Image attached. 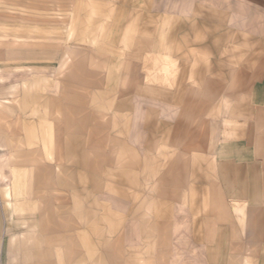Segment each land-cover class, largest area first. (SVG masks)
I'll use <instances>...</instances> for the list:
<instances>
[{"label":"rangeland","instance_id":"374dc122","mask_svg":"<svg viewBox=\"0 0 264 264\" xmlns=\"http://www.w3.org/2000/svg\"><path fill=\"white\" fill-rule=\"evenodd\" d=\"M107 4L92 6L104 13ZM112 5L111 17L95 18L97 25L88 39L92 49L90 44L72 42L66 26L70 18L60 17L54 20L62 26L60 43L52 36L50 41L54 42L45 43L60 49H32L28 56L18 55L0 64V172L15 168L36 180L40 173L37 146L46 147L64 159L66 170L52 181L72 190L60 186L58 192L38 196L52 202L65 198L76 202L66 209L54 205L46 212L53 214L56 226L58 219L68 217L79 228L80 224L90 226L93 240L78 242V251L89 244L94 259L100 261L95 254L100 253L102 243L96 235L103 234L109 237L105 245L110 250L115 246L118 255L128 259L126 264L144 260L197 264V240L210 227L202 208L206 162L195 166V143L212 140L211 127L224 116L222 112L231 100L225 96L228 83L215 88L218 96L204 78H210L205 75L209 69L228 72L223 61L244 57L245 53L242 48H230L226 33H190L184 36L189 40L183 49L179 34L174 38L178 47L171 51L170 80L145 82L144 62L149 57H163L164 51L140 48L150 41L149 34L138 29L148 27L123 24L127 17L147 10H126L117 2ZM126 14L127 19L122 20ZM22 19L17 12L0 14V43L15 44ZM102 21L106 27L101 26ZM127 29L131 32L125 35ZM213 36L216 40L211 45ZM241 37L237 35V46ZM182 61L201 74V81L174 80L180 76ZM158 75L165 77V71ZM235 84L239 87L243 83ZM154 137L159 140L155 146ZM52 176L50 173L49 178ZM31 222V217L26 218V227ZM11 225L9 238L17 240L19 217H13Z\"/></svg>","mask_w":264,"mask_h":264},{"label":"crops","instance_id":"0c3cea01","mask_svg":"<svg viewBox=\"0 0 264 264\" xmlns=\"http://www.w3.org/2000/svg\"><path fill=\"white\" fill-rule=\"evenodd\" d=\"M98 2L108 3L107 11L103 13L92 6ZM114 2L122 3L126 10H147L143 15L127 17L131 23L127 20L123 25L148 27L145 31L138 29V32H147L150 41L148 46L141 44L140 48L164 51L163 57H149L144 62L142 80L145 82L170 80L167 76L173 74L169 68L173 62L171 51L178 47L174 38L179 34L181 49L186 47L185 42L188 45L189 39L184 36L190 33H226L230 48L236 46L244 51V57H228L223 61L228 72L221 74V70L209 69L205 75L209 74L210 78H204L212 83L214 93H217L215 88L223 87L220 83H228L226 91L229 93L225 96L231 100L230 106L221 111L224 116L211 127L212 140L195 143V166L199 161L206 162L202 208L210 227L209 232L200 235L195 252L197 264H264V0H0L1 15L17 12L23 17L15 44L0 43V64L18 55L28 56L32 49H60L57 45H46L55 40L60 43L62 26L54 21L60 17L70 18L66 26L72 42L90 44L89 49H92L88 39L97 25L95 18L111 17L109 8L114 5H109ZM100 24L107 26L103 21ZM128 32L131 30L124 34ZM239 34L242 37L237 46ZM51 36L54 41H50ZM212 39L211 45L216 40L214 36ZM221 62L217 63L221 65ZM189 65L182 61L180 76L174 80L201 81V74L190 70ZM158 66L165 68L157 69ZM162 71L165 77H158ZM236 82L243 84L236 87ZM167 136L166 132L165 140ZM153 140L152 145H157L158 138ZM37 147L40 173L36 174V180L15 168L11 172H0V264H126L128 259L119 256L115 246L110 250V246L105 245L109 237L103 234L96 235L102 243L100 253L95 254L100 261L94 259L93 246L89 244L80 246L78 251V242L93 240L87 224H80L79 228L69 217H59L58 226L54 224L53 214L46 211L54 209V205L66 209L76 202L69 198L52 202L38 196L58 192L61 185L52 180H58L60 176H57L66 170L63 158L46 147ZM50 173H53L52 178H49ZM42 175L48 178H41ZM63 189L72 190L65 186ZM185 195L187 197V190ZM13 217H19L21 233L19 239L11 241ZM30 217L32 222L26 227L25 219ZM24 242L37 244L26 247ZM55 245L62 248L53 247ZM138 264L152 263L144 260Z\"/></svg>","mask_w":264,"mask_h":264}]
</instances>
